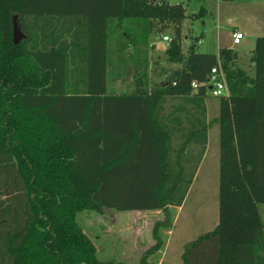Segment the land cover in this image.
<instances>
[{
	"label": "trees",
	"instance_id": "trees-1",
	"mask_svg": "<svg viewBox=\"0 0 264 264\" xmlns=\"http://www.w3.org/2000/svg\"><path fill=\"white\" fill-rule=\"evenodd\" d=\"M185 17L171 0H0V264H126L99 258L81 211H162L155 231L171 229L207 147L209 97L219 103V219L182 264H264V36L250 75L232 48L193 43L185 54ZM168 30L165 54L180 66L165 80L150 86L145 62L134 83L109 81L113 56L123 69L138 52L146 61L149 37ZM213 67L228 89L219 97L206 84ZM161 245L137 264H155L147 254Z\"/></svg>",
	"mask_w": 264,
	"mask_h": 264
},
{
	"label": "rangeland",
	"instance_id": "rangeland-1",
	"mask_svg": "<svg viewBox=\"0 0 264 264\" xmlns=\"http://www.w3.org/2000/svg\"><path fill=\"white\" fill-rule=\"evenodd\" d=\"M182 1L171 0L172 3H181L187 13V17L181 24L182 51L187 54L193 43L198 50L214 51L218 40H221L223 44H226L225 46L232 47L242 56L244 62H240V66L248 68L256 39L245 50L239 49L241 47L233 43L229 32L234 25L246 22L242 21L241 9H235L232 0ZM219 3H221L220 16L216 11ZM203 5L211 8L212 13L207 11L201 17L192 18V13H198ZM247 26L253 31L264 33V16L259 18L255 14ZM163 35L171 36L172 31L168 30L164 34L153 33L149 37V46L145 52L146 61H144V51L138 52L137 56L134 55L136 64L132 61L127 62L123 69L113 56V61L108 67L109 81L114 79L117 88L134 83L135 74L141 70L138 66L140 64L143 66L145 62H147L150 86L165 80L169 72L180 64L167 60L165 52L168 42L164 43ZM199 38L202 43L198 42ZM126 51L134 54V46L129 45ZM247 71L249 73V69ZM118 73H123V78L119 76L116 78ZM210 98L217 103V98ZM210 113V151L199 172V178L190 187L181 208L179 210L170 208L172 223L177 214L173 235L170 234L171 229L166 226L155 231L156 223L165 220V214L162 211L137 213L106 209L102 214L88 210L78 213V222L95 242L100 259H114L126 264H137L142 256L160 240L162 245L159 249L147 254V262L182 264L181 255L185 246L217 225L219 219V123L218 113H214L213 110ZM259 211L264 222V203L259 204ZM166 246L168 247L165 255ZM162 257L165 258L161 261Z\"/></svg>",
	"mask_w": 264,
	"mask_h": 264
},
{
	"label": "crops",
	"instance_id": "crops-1",
	"mask_svg": "<svg viewBox=\"0 0 264 264\" xmlns=\"http://www.w3.org/2000/svg\"><path fill=\"white\" fill-rule=\"evenodd\" d=\"M183 1H186V0H183ZM187 1H189V0H187ZM232 1L234 2V6H235L234 8L235 9H239V10L241 9V16L243 18L242 21H246V22H244L243 24H236V25H234L232 27V29L229 30V32L231 33L232 39H233V32L234 31H241L244 34V37H243V39L241 40V42L239 44H235L234 41H233V43L235 45H239V47H241L239 49H244L245 50L246 47H250V45H252V42L254 43V39H257L260 36H264V33L258 32V31H253L252 29H250L249 26H247V23L249 21H252L253 20V16L255 14H256V16L258 15L259 18H261V17L264 16V0H232ZM201 8H203V11H204L203 13H206L207 11H210V13H212V9L211 8L205 7L204 5L201 6ZM201 8L199 9V11L201 10ZM220 9H221V3H219L218 6H217V8H216L217 15H219V16H220V14H219ZM192 14H194V13H192ZM202 35H203V33H202ZM168 36L171 37L170 35H168ZM198 42L199 43H202L201 38L198 39ZM164 43H166V42L164 41ZM225 45L226 44H223L221 42V40L220 41L218 40L217 45H216V48H215L214 51H209V50H200V51H202V52L219 53V51H220L221 48L227 47ZM228 48H232V47H228ZM240 62L242 63L244 61L242 59V56L239 54V59L237 60V64L239 66L241 65V64H239ZM241 67H243V66H241ZM247 69H249V74L252 75L253 74V65H252V62L249 64V67L246 68V70ZM123 86H126V85H123ZM205 104H206V108H207V124H208L207 147H206V150H205V152H204V154H203V156H202V158H201V160L199 162V165L197 167V171H196V174H195V176L193 178V181L191 183V186L194 183V181L199 178V172H200L201 168L203 167L204 162L207 159L208 154H209V151H210V147H209V144H210V133L209 132H210V119H211V113L210 112H211V110H213L214 113H216V112L219 113V103H218V100H217V103H216V102L212 101L211 98L209 97V98H207L205 100ZM192 110H194V109H192ZM183 120H184V123L182 124V126L185 128V133L187 135V131H190L192 129L193 117L190 116L188 118V116L185 115L183 117ZM188 121H189V124L187 125V122ZM169 126H171V124ZM194 148L195 147L193 146L191 148V151L192 152L191 151L189 152L190 161H192L191 156H193V154H194ZM187 150H188V148H186L185 153H187ZM190 168H191V166H190ZM181 206H179V207H172V208H175V209L179 210L181 208ZM124 212L143 213V212H149V211L132 210V211H124ZM176 219H177V214H176V216H175V218L173 220L172 228L170 230V232H171L170 234L171 235H173V233H174V227H175V224H176ZM171 235H170V237H171ZM168 243H170V241H168ZM167 247L168 246H166V248L164 249V254L165 255H166V249H167ZM164 258L165 257H162L161 258V261L164 260Z\"/></svg>",
	"mask_w": 264,
	"mask_h": 264
},
{
	"label": "built area",
	"instance_id": "built-area-1",
	"mask_svg": "<svg viewBox=\"0 0 264 264\" xmlns=\"http://www.w3.org/2000/svg\"><path fill=\"white\" fill-rule=\"evenodd\" d=\"M244 34L241 31H234L233 32V41L235 44H239L241 40L243 39ZM162 40L165 42H168L170 40V37L167 35L162 36ZM209 86V89L211 91V94L215 97H219L221 95L227 94L228 89L227 85L224 79L223 73L219 70L218 67H213L211 69V73L207 79V83ZM198 83L193 82L192 86L197 87Z\"/></svg>",
	"mask_w": 264,
	"mask_h": 264
},
{
	"label": "water",
	"instance_id": "water-1",
	"mask_svg": "<svg viewBox=\"0 0 264 264\" xmlns=\"http://www.w3.org/2000/svg\"><path fill=\"white\" fill-rule=\"evenodd\" d=\"M25 35L23 34L16 18L13 19V41L14 43H19Z\"/></svg>",
	"mask_w": 264,
	"mask_h": 264
}]
</instances>
